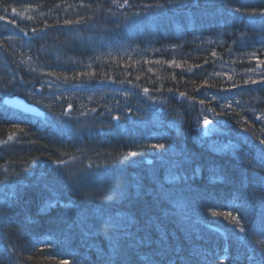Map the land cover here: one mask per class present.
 I'll use <instances>...</instances> for the list:
<instances>
[{
	"label": "trees",
	"instance_id": "obj_1",
	"mask_svg": "<svg viewBox=\"0 0 264 264\" xmlns=\"http://www.w3.org/2000/svg\"><path fill=\"white\" fill-rule=\"evenodd\" d=\"M262 11L0 0V264H264Z\"/></svg>",
	"mask_w": 264,
	"mask_h": 264
},
{
	"label": "water",
	"instance_id": "obj_2",
	"mask_svg": "<svg viewBox=\"0 0 264 264\" xmlns=\"http://www.w3.org/2000/svg\"><path fill=\"white\" fill-rule=\"evenodd\" d=\"M4 102L16 109H19L23 112L36 114L43 116L44 113L34 104L28 102L25 98L21 96H11L4 99Z\"/></svg>",
	"mask_w": 264,
	"mask_h": 264
},
{
	"label": "rangeland",
	"instance_id": "obj_3",
	"mask_svg": "<svg viewBox=\"0 0 264 264\" xmlns=\"http://www.w3.org/2000/svg\"><path fill=\"white\" fill-rule=\"evenodd\" d=\"M85 87H87V85L83 84L82 88H85ZM204 121H205V119H203V118L199 119V121H198L199 130L201 131V133L203 135L218 131V127L216 124L212 123L209 120L208 121L210 123L205 124Z\"/></svg>",
	"mask_w": 264,
	"mask_h": 264
},
{
	"label": "snow or ice",
	"instance_id": "obj_4",
	"mask_svg": "<svg viewBox=\"0 0 264 264\" xmlns=\"http://www.w3.org/2000/svg\"><path fill=\"white\" fill-rule=\"evenodd\" d=\"M254 14H256V13H254ZM259 15H261L262 17H264V11L260 12ZM146 91H147V90H146ZM201 103H203V101H201ZM117 118H118V117H117ZM204 122H205V124L210 123V122L208 121L207 118H205V121H204ZM262 143H264V141H262ZM159 147H160V148H163L164 145L161 144V145H159ZM217 214H218V213H217ZM224 215H227V216L231 217L234 221H236V223H239V221L236 219V217H233V216H232L231 212L224 213ZM240 231H244V229L241 227V228H240ZM63 264H66V262H63Z\"/></svg>",
	"mask_w": 264,
	"mask_h": 264
},
{
	"label": "bare ground",
	"instance_id": "obj_5",
	"mask_svg": "<svg viewBox=\"0 0 264 264\" xmlns=\"http://www.w3.org/2000/svg\"><path fill=\"white\" fill-rule=\"evenodd\" d=\"M14 96H19V95H14ZM7 97H11V96H7ZM7 97H5V98H7ZM5 98H3V103L5 104V105H7L5 102H4V99ZM24 98V97H23ZM29 102V101H28ZM30 103H32V102H30ZM32 104H34V103H32ZM34 105H36V104H34ZM9 106V105H8ZM37 106V105H36ZM10 107H12V106H10ZM38 107V106H37ZM14 108V107H13ZM39 108V107H38ZM16 109V108H15ZM40 109V108H39ZM17 110H19V109H17ZM41 110V109H40ZM21 111V110H20ZM43 113H44V115H45V112L43 111V110H41ZM71 111V107L70 106H67V108H66V112H70ZM23 112V111H22ZM24 113H26V112H24ZM26 114H29V115H36V114H30V113H26ZM43 115V116H44ZM37 116H41V115H37ZM43 116H41V117H43Z\"/></svg>",
	"mask_w": 264,
	"mask_h": 264
}]
</instances>
